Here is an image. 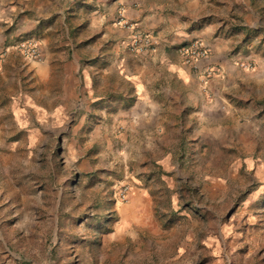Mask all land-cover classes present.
I'll return each instance as SVG.
<instances>
[{
	"label": "rangeland",
	"instance_id": "obj_1",
	"mask_svg": "<svg viewBox=\"0 0 264 264\" xmlns=\"http://www.w3.org/2000/svg\"><path fill=\"white\" fill-rule=\"evenodd\" d=\"M239 1L264 32V0ZM71 27L73 42L58 28L47 57L14 51L0 68V264H264V41L228 50L229 84L206 46L186 65L205 103L214 89L232 107L198 143L185 113L141 128L108 44Z\"/></svg>",
	"mask_w": 264,
	"mask_h": 264
},
{
	"label": "crops",
	"instance_id": "obj_2",
	"mask_svg": "<svg viewBox=\"0 0 264 264\" xmlns=\"http://www.w3.org/2000/svg\"><path fill=\"white\" fill-rule=\"evenodd\" d=\"M234 4H240V1L0 0V54L5 59L14 51L18 53L16 46L19 42L33 40L39 58L43 59L47 57V43L52 41L53 34L57 38L55 41L58 40V28L64 30L66 38L73 42L75 28L71 23L85 27L89 33L81 41L88 44L96 35L94 44L98 48L108 44L109 50L103 55H113L120 65L124 81L132 82L136 103L130 112L141 128L160 127L168 120L181 125L183 117L180 113H185L186 123L197 121L198 143L203 136L213 142L219 128L215 122L230 119L231 102L214 89H211L215 97L213 103L203 101L205 97L197 88V73L186 66L180 50L191 41L200 40L212 60L221 64L227 83H231L236 76L227 61L228 50L237 45L243 50L251 49L264 41V32L257 31L251 15L242 18L233 9ZM261 9L256 7L254 12L252 10L258 19ZM120 16L134 23L140 33L154 37L155 45L150 52L135 53L128 49L129 31L114 23ZM253 30L255 36H250ZM70 34H73L71 39ZM81 41L78 43H83ZM88 47H78L71 57L76 56L78 60L88 58ZM200 67L198 75L203 71ZM223 72L219 75L222 76ZM219 109H223L225 114H220ZM191 113L197 116L189 118ZM167 114H170L169 119ZM203 121L211 123V126H203ZM203 129L206 135L200 134ZM147 139L151 141L153 137Z\"/></svg>",
	"mask_w": 264,
	"mask_h": 264
},
{
	"label": "built area",
	"instance_id": "obj_3",
	"mask_svg": "<svg viewBox=\"0 0 264 264\" xmlns=\"http://www.w3.org/2000/svg\"><path fill=\"white\" fill-rule=\"evenodd\" d=\"M115 24L122 29L129 31V44L128 48L135 53L150 52L155 45V39L150 34L140 33L136 29L134 23L124 20L121 16L115 21ZM18 53L29 59H38L39 52L33 40H23L16 46ZM180 53L184 59V63L192 68H197L199 62L205 61L208 58V51L205 45L200 40H193L189 44L181 48ZM4 56L0 54V68L2 66ZM243 67L246 65L241 64ZM214 72V68L204 70L203 76L208 78ZM125 191V190H124ZM124 196V194H123Z\"/></svg>",
	"mask_w": 264,
	"mask_h": 264
}]
</instances>
